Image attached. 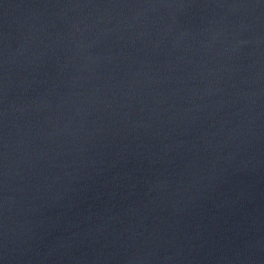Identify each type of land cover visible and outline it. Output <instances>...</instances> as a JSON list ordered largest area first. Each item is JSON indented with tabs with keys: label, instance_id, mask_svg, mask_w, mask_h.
<instances>
[{
	"label": "water",
	"instance_id": "obj_1",
	"mask_svg": "<svg viewBox=\"0 0 264 264\" xmlns=\"http://www.w3.org/2000/svg\"><path fill=\"white\" fill-rule=\"evenodd\" d=\"M0 264H264V0H0Z\"/></svg>",
	"mask_w": 264,
	"mask_h": 264
}]
</instances>
